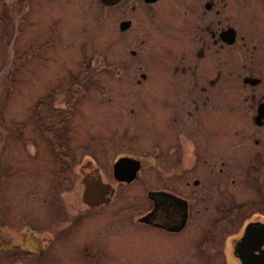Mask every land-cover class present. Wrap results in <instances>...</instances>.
<instances>
[{"label":"flooded vegetation","instance_id":"1","mask_svg":"<svg viewBox=\"0 0 264 264\" xmlns=\"http://www.w3.org/2000/svg\"><path fill=\"white\" fill-rule=\"evenodd\" d=\"M120 5L114 35L129 55L121 96L138 98L123 112L139 113L154 140L156 152L140 156H158L157 185L134 216L130 204L108 209L115 188L106 204L81 203L108 216L84 240L82 261L255 264L264 251V0H119L110 8ZM129 144L121 139V151L99 156L138 160L137 181L144 167ZM96 168L81 163L78 172L92 177Z\"/></svg>","mask_w":264,"mask_h":264},{"label":"rangeland","instance_id":"2","mask_svg":"<svg viewBox=\"0 0 264 264\" xmlns=\"http://www.w3.org/2000/svg\"><path fill=\"white\" fill-rule=\"evenodd\" d=\"M123 17V5L113 9L99 0H0V264H87L80 249L108 216L83 210L81 163L99 167L102 182L115 188L108 206L114 211L130 204L132 216L143 212L146 190L157 185L158 156H140L156 152L154 140L145 135L139 113L130 118L123 112L138 104V98L121 96L127 88L122 64L129 55L124 38L114 32ZM83 76L85 93L68 107L73 163L62 168L30 110L48 94L53 107L67 108L63 94ZM45 111L42 128L57 121ZM121 139L144 167L126 185H116L111 176L116 156H99L110 146L121 151ZM105 232L122 234L124 228ZM32 242L35 253L27 250Z\"/></svg>","mask_w":264,"mask_h":264},{"label":"trees","instance_id":"3","mask_svg":"<svg viewBox=\"0 0 264 264\" xmlns=\"http://www.w3.org/2000/svg\"><path fill=\"white\" fill-rule=\"evenodd\" d=\"M86 73V72H85ZM87 76H83L81 81L73 79V87L65 90L63 96L66 101L67 108L59 109L53 107L54 99L51 94L44 96L43 98L36 101L34 106L30 110V116L37 121V126L42 129L43 136L47 139L50 147L55 155V159L60 166L64 168L68 165L66 162H70L69 166L72 165V156H70L69 140H68V128L67 124L71 117V111L68 107H72L73 103L79 101L85 93V87L87 85ZM3 107V102L0 103V110ZM46 109L45 116L56 115L57 121L54 125H50L42 128V110Z\"/></svg>","mask_w":264,"mask_h":264},{"label":"water","instance_id":"4","mask_svg":"<svg viewBox=\"0 0 264 264\" xmlns=\"http://www.w3.org/2000/svg\"><path fill=\"white\" fill-rule=\"evenodd\" d=\"M104 6H113L119 0H99ZM90 163V162H89ZM140 163L136 159L121 157L117 159L112 165V177L117 182L131 183L137 177L140 169ZM96 174L92 177L83 175L79 181L80 187V201L87 207H97L101 204L110 202L113 195V187L102 182L98 169H95ZM144 220L143 218L139 219ZM259 257V260L257 261ZM264 264V251L256 257L255 264Z\"/></svg>","mask_w":264,"mask_h":264}]
</instances>
